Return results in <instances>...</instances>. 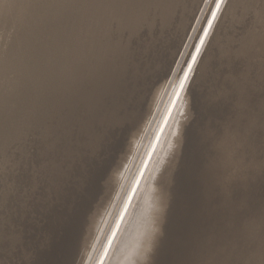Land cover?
Masks as SVG:
<instances>
[{"label":"bare ground","instance_id":"obj_1","mask_svg":"<svg viewBox=\"0 0 264 264\" xmlns=\"http://www.w3.org/2000/svg\"><path fill=\"white\" fill-rule=\"evenodd\" d=\"M207 9L203 0H0V147L17 119L25 126L10 137L0 187V264L159 263L174 229L189 228L190 133L206 106L222 117L218 98H234L235 113L221 133H203L217 152V190L264 183V0H224L172 104ZM214 204L210 251L194 264H226ZM238 229L254 245L240 254L264 263L262 221Z\"/></svg>","mask_w":264,"mask_h":264},{"label":"rangeland","instance_id":"obj_2","mask_svg":"<svg viewBox=\"0 0 264 264\" xmlns=\"http://www.w3.org/2000/svg\"><path fill=\"white\" fill-rule=\"evenodd\" d=\"M43 13L44 16L47 18L51 16L50 10L46 8H44ZM17 44H22V41L18 42ZM233 99L234 98H229L221 101L218 98V102L220 101L219 104L217 103L219 105L218 107H220L218 111L220 112V115L224 113L221 115L222 117H218V119L220 120H215L213 118V114H211L212 107H209V109H207L206 106L205 111L201 115H198L197 121L193 122L194 126L191 129L189 141V156L187 158L188 161L185 165L187 171L191 169L195 170L194 172L189 174V176L186 177H189L188 189L187 192L185 191V194L187 193L188 195V204L184 211V214L186 216L184 224L187 221L189 228L174 229L170 238L171 245L168 249V252L164 255L161 254L160 256H158V258H160L161 260L157 264H194L198 260H204L207 257L210 251V244L207 238L210 229L207 228L208 226H210L214 213V203H216L217 201L218 240L221 242V245H218V252H221L223 254H218V260H224L226 264H248L244 256L240 254V251L253 250L254 245L249 239L244 240L242 238H239L240 236L238 235L240 233L238 232V228L243 222L251 220L253 218L260 219L264 226V183L260 182V184L259 182L256 183L252 181L253 183L251 182V184L248 185L247 189L239 190L238 188V192L235 193H230V191L226 188L225 184H223V187L222 185H218L217 190L215 186V177L211 173V165L213 163L214 156L217 153L216 148H213L210 141L209 143L207 142V137L204 138L203 136L204 129L208 127L217 126L216 129L219 130L218 132H222L223 129L227 127L226 124L230 123L232 119L231 117H233L231 116V112L232 115L235 113V108L233 107V105H235V101ZM224 102L227 103L225 104ZM202 105L204 104L202 103ZM226 106L228 110L225 108ZM2 109L3 106L0 105V110ZM224 110H226L227 112H224ZM258 119L260 120L258 126L260 128L264 127V116L261 115ZM15 122L16 125L14 124V126H12L10 130L1 134L3 138L6 137L5 139L7 140V144L0 147V187L6 184V181L8 179L7 171L8 167H10V137L12 133H19L20 130L22 132H20V136H22L25 131L23 130L25 126L21 119H17ZM124 162H122L121 167H123L122 165ZM221 164V154L218 150V172L221 170V168H219ZM222 170L223 172H227L226 168ZM234 188H236L235 185ZM114 191H112L108 196V203L111 201L110 198H112V194L115 193ZM98 200L99 199H97L96 204ZM101 213H98V219L101 218ZM88 214L89 217L90 213ZM233 220L239 221V223ZM228 221L231 223L229 224ZM234 224L236 227L234 226ZM227 226H229V228ZM94 232L95 236H93L94 234L92 233L93 239L96 237V231L94 230ZM91 238L89 240H91ZM223 239L224 241H222ZM90 246L91 245L87 246V249H90ZM256 246L257 245L255 244V247ZM261 246L262 248H264V243H262ZM83 249L84 248L81 249V252ZM232 249H237L238 254H235ZM81 252V256L79 255V260L84 257L86 251L83 252V254ZM259 264L264 263L261 262Z\"/></svg>","mask_w":264,"mask_h":264},{"label":"snow or ice","instance_id":"obj_3","mask_svg":"<svg viewBox=\"0 0 264 264\" xmlns=\"http://www.w3.org/2000/svg\"><path fill=\"white\" fill-rule=\"evenodd\" d=\"M203 2L208 3L207 15L205 16V23L200 28L199 32L201 35L197 36V44H194L192 47L195 49V54L189 53L191 57V62L184 61L183 64L185 67L181 66L177 71V80L178 84L176 85L175 94L173 98V106L175 101L180 98L182 92L185 91V87L189 81V73L192 71V65L196 63L197 56H199L201 48L204 46L205 39L209 35V31L213 28V22L217 20V13L221 10V4L224 3V0H203ZM150 251V248L143 249V258H147V254Z\"/></svg>","mask_w":264,"mask_h":264},{"label":"water","instance_id":"obj_4","mask_svg":"<svg viewBox=\"0 0 264 264\" xmlns=\"http://www.w3.org/2000/svg\"><path fill=\"white\" fill-rule=\"evenodd\" d=\"M172 104H173V103H172ZM169 109H170V108H168V110H169ZM166 117H167V116H166ZM162 127H163V125H162ZM162 127H160V130L158 131L159 133L162 132ZM159 133H158V134H159ZM154 142H155V141H154ZM153 148H154V143H153V145H152V148H151L150 151L148 152L147 157L145 158V161H144V163H143V165H142V167H141V169H140V172L138 173V175H137V177H136V180H135V183H134V185H133V188H132L130 194L128 195V197H127L126 203H125V205H124V207H123V209H122V212H121V214H120V216H119V219H118L116 225L114 226V230L116 229L117 224H118L119 220L121 219V216H122L124 210L126 209L127 204H128V202H129L131 196H132V195L134 194V192L136 191V190L134 191V189L136 188L138 182H140V180H141L140 176H141L142 172L144 171V170H143L144 167H146V165L148 164V162H149V160H150V154H151V152H153V150H154ZM114 230H112V231H114ZM112 234H113V232L111 233V236H112ZM110 238H111V237H110ZM105 250H106V249H105ZM105 250H104V252H103V254H102V257L104 256ZM102 257H101V258H102ZM101 258H100V260H101ZM99 263H100V261H99ZM99 263H98V264H99Z\"/></svg>","mask_w":264,"mask_h":264}]
</instances>
